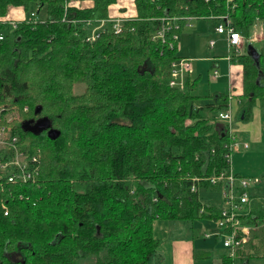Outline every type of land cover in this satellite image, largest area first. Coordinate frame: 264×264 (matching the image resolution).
Listing matches in <instances>:
<instances>
[{
  "label": "trees",
  "instance_id": "1",
  "mask_svg": "<svg viewBox=\"0 0 264 264\" xmlns=\"http://www.w3.org/2000/svg\"><path fill=\"white\" fill-rule=\"evenodd\" d=\"M115 2L0 0V20L15 7L26 18L31 7L43 12V22L0 25V124L16 108L9 128L17 148L40 151L34 183L0 179V264H148L155 221L218 219L190 189L192 178L229 169V128L217 118L229 99L217 98L216 118L202 115L195 80L186 75L184 90L168 86L176 46L152 35L162 17L229 10L246 48L260 25L257 60L246 51L233 58L242 66L236 120L247 121L256 101L264 105V0H232L231 9L226 0H134L136 16L119 33L105 29L87 43ZM44 119L47 128L36 129ZM48 129L59 135L49 139ZM240 220L252 229L235 264L264 259V210L254 206Z\"/></svg>",
  "mask_w": 264,
  "mask_h": 264
},
{
  "label": "crops",
  "instance_id": "2",
  "mask_svg": "<svg viewBox=\"0 0 264 264\" xmlns=\"http://www.w3.org/2000/svg\"><path fill=\"white\" fill-rule=\"evenodd\" d=\"M134 0H118L117 3L111 5L108 8V15L122 16L121 8L124 4H128ZM116 6H118L116 8ZM131 14L135 15V7L132 5ZM25 13L20 7L10 8L7 16L4 19L8 20H22L25 19ZM211 21V20H210ZM210 21L207 19H198L188 25L190 28L184 30V26L181 29L176 44V53L178 59H189L192 64V70L188 74L194 82V94L198 96L196 102V108L202 107L201 114L208 117L216 118V111L211 108L217 106V98L219 96L228 97V108L230 115H232L233 128L236 130V151L237 153L242 151L245 155H250V147H261L264 145V105L259 101H256L251 109V117L247 121H237L236 117L241 108V102L239 95L242 93V66L236 60L227 61L224 55L225 37L222 34L215 32L214 26L210 25ZM208 27L212 29V33L209 32ZM202 32L200 39L195 43L198 37L196 32ZM214 41V46H209V41ZM259 41H250L252 48L257 49V43ZM223 44V53L212 58L207 56V53H212L216 46ZM188 44L191 46L189 47ZM245 53V46L243 48ZM189 54H186V53ZM211 60L212 68L211 72H207V82H202V74L205 71H198L203 68V63ZM225 62V65H217L218 62ZM217 63V64H216ZM216 70V76H213V71ZM214 105V106H213ZM211 110V111H210ZM237 113L236 115H234ZM235 124V125H234ZM246 145V146H244ZM246 152V153H245ZM240 153V154H241ZM232 155V154H231ZM235 158V157H234ZM238 158V157H237ZM230 166L233 173L237 171ZM247 171L251 167L246 168ZM250 174V173H249ZM240 176V175H239ZM222 202L214 204H205L208 207L211 206L215 209L221 208ZM255 205H251V209ZM212 221L198 219L193 222H183L179 220H157L153 223L152 232L153 236L158 240V246L154 254L150 257L148 264H223L226 258V251L222 246V238L218 236L219 229H215V223ZM202 230L201 236H199V230ZM197 231V232H196ZM264 262V259H260ZM255 260H250L249 264H253Z\"/></svg>",
  "mask_w": 264,
  "mask_h": 264
},
{
  "label": "built area",
  "instance_id": "3",
  "mask_svg": "<svg viewBox=\"0 0 264 264\" xmlns=\"http://www.w3.org/2000/svg\"><path fill=\"white\" fill-rule=\"evenodd\" d=\"M208 0H206L207 2ZM69 6H71L69 4ZM227 9L233 8L232 0H226ZM229 12V10H228ZM222 14L220 16H206L199 19H207L216 21L214 28L215 32L222 34L225 37V58L227 61H232L234 57L242 55L244 48V39L240 32H238L232 25L229 13ZM130 17H121L119 15H108L107 19L99 20L91 29L90 34L85 38L87 43H92L101 32L105 29L117 34L122 29L123 22L127 21ZM27 21L33 24L43 22L38 21L36 13L33 11L30 13ZM182 19L183 26L196 17L187 16L183 18L179 17H162L159 18V25L157 30L153 33L152 39H159L162 44H165L169 49L176 46L179 33L177 31L183 28L180 27L179 20ZM22 20H8L1 19L0 25L10 26L15 29L17 25L24 21ZM86 25H90L89 21L85 22ZM257 31V32H256ZM259 36V37H258ZM263 37L262 27L259 25L253 30L250 41H261ZM4 38V33L0 31V41ZM209 46H214V41H209ZM192 70V64L189 59L181 58L173 61L170 65V78L168 86L170 88H176L179 90L185 89V77ZM216 70L213 71V76H216ZM4 110V109H1ZM25 110V109H24ZM15 115H5L0 124V150L3 152V157L9 156L14 153V158L10 160H0V179L5 177L6 183L18 184V183H34L35 175L39 170V150L32 156H27L25 153L17 148L18 137L12 136L9 125L14 119ZM217 118L227 124L229 128V138L231 142L228 147L230 153L225 155V159L229 165V169L225 172H221L218 175H212L206 178L194 177L191 179V192L198 190V185L202 181L208 182L211 186H219L221 192V208L218 209L219 216L217 221V227L219 229L218 236L222 238V246L225 249L226 257L232 261L231 264H235V260L238 258V253L249 239V232L251 227L241 223L240 218L249 214L251 209V199L248 195V189L257 185L260 180L258 178H244L236 176L231 169V154L236 151L235 139L231 133H233L232 115H230L229 108L220 111L217 114ZM246 146V145H244ZM238 177V179H237ZM237 181V185L235 182ZM1 185V181H0ZM239 190L238 194H236ZM4 208V207H3ZM204 209H201V212ZM6 211V210H5ZM5 212L4 214H6Z\"/></svg>",
  "mask_w": 264,
  "mask_h": 264
},
{
  "label": "rangeland",
  "instance_id": "4",
  "mask_svg": "<svg viewBox=\"0 0 264 264\" xmlns=\"http://www.w3.org/2000/svg\"><path fill=\"white\" fill-rule=\"evenodd\" d=\"M117 1L118 0H116L115 3H117ZM133 4H134L133 1L129 2L128 4H124V6L121 8L122 12H124V13H121L122 14L121 17H135L136 16V14L132 15V16L125 15V13L131 14L130 9L132 11V7H133L132 5ZM110 7H111V5H110ZM117 7L118 6H116V8ZM134 7H135V4H134ZM30 11H34L36 13V10L33 7L30 8L29 12ZM117 15H119V14H117ZM27 17H29V16H27ZM36 17H37L38 21H43V12L36 14ZM196 20H198V19H193L191 21H188L184 26V30L194 29V28H190L188 25H191V27H192V22H194ZM207 21H210V20H207ZM210 22H212V23H210V25H212V26H214L216 24V23L213 24L214 22H216L214 20H211ZM208 30L210 33H212V29L210 27H208ZM196 34L198 35V36H196L198 38L196 39L195 43L199 41L202 32L200 33L199 31H197ZM188 46L191 47L189 44H188ZM258 46H259V44H257V47ZM222 49H223V44L219 43L216 46L215 50L212 51V53H209V52L207 53V56H212V58H213L215 56L222 55V53H223ZM186 54H189V53H186ZM224 55H226L225 48H224ZM217 65L223 66V65H225V62H223V61L218 62ZM211 68H212V61L209 60V61L203 63V68L201 70L198 69V71H200V72L205 71V73L202 74V76H201L202 82H205V83L207 82V72H209V71L211 72L212 71ZM75 90L77 92H80L82 90V86L76 85ZM236 114L237 113H235V111H234V115H236ZM7 115H15L14 119L12 120V122L10 124H12L13 121H16L18 119V113H17L16 108H14L13 112H9V114H7ZM10 131H11V128H10ZM250 148H253V149H251V151L249 150L250 155H245L244 153H241L242 151H245L246 149L240 150L239 153L233 151V153L231 155L232 168L234 166V169L237 171L234 174L238 177L258 178L260 180V182L257 185L248 189V195L251 199V205L253 204L257 208H259V209L261 208L264 210V145L261 147L255 146V147H250ZM14 155L15 154L12 153L8 159H7V156H5V157L7 160H10V159L14 158ZM0 160H5V159L0 158ZM249 166L251 167V169L249 171H247L246 168ZM238 177H237V179H238ZM235 185H237V181L235 182ZM236 192H237L236 194H238L239 190H237ZM197 193H198V198H199V201L201 202V204L205 205V204H214V203L220 204L221 203V192L219 189H206V188L200 187L197 190ZM203 220H206V219H203ZM209 221H212V220H209ZM211 224H213V221L211 222ZM214 225H215V229L217 230L218 229L217 224L214 223L213 227H214ZM201 233H202V230L200 229L199 233H198L199 236H201ZM239 258H241V255H239ZM81 264H93V262L92 261H85V262H82ZM253 264H264V262L260 259H257V260H255V262Z\"/></svg>",
  "mask_w": 264,
  "mask_h": 264
},
{
  "label": "water",
  "instance_id": "5",
  "mask_svg": "<svg viewBox=\"0 0 264 264\" xmlns=\"http://www.w3.org/2000/svg\"><path fill=\"white\" fill-rule=\"evenodd\" d=\"M246 53L253 57V59L257 60L258 54L254 48H252L251 44L246 46ZM47 128V120H42L36 129H46ZM59 135V132L53 129H48L47 136L49 139H55Z\"/></svg>",
  "mask_w": 264,
  "mask_h": 264
},
{
  "label": "bare ground",
  "instance_id": "6",
  "mask_svg": "<svg viewBox=\"0 0 264 264\" xmlns=\"http://www.w3.org/2000/svg\"><path fill=\"white\" fill-rule=\"evenodd\" d=\"M97 40V39H96ZM94 42V41H93ZM24 153V152H23ZM38 173V172H37Z\"/></svg>",
  "mask_w": 264,
  "mask_h": 264
}]
</instances>
